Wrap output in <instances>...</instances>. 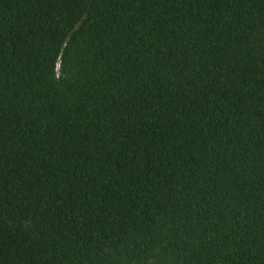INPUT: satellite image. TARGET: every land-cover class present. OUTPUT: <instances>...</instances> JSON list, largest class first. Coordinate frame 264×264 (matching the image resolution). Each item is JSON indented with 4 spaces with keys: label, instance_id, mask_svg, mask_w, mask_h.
I'll list each match as a JSON object with an SVG mask.
<instances>
[{
    "label": "trees",
    "instance_id": "obj_1",
    "mask_svg": "<svg viewBox=\"0 0 264 264\" xmlns=\"http://www.w3.org/2000/svg\"><path fill=\"white\" fill-rule=\"evenodd\" d=\"M0 264H264V0H0Z\"/></svg>",
    "mask_w": 264,
    "mask_h": 264
}]
</instances>
